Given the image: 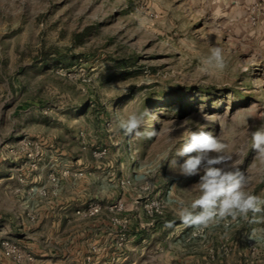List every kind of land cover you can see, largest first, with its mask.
<instances>
[{
	"label": "rangeland",
	"instance_id": "obj_1",
	"mask_svg": "<svg viewBox=\"0 0 264 264\" xmlns=\"http://www.w3.org/2000/svg\"><path fill=\"white\" fill-rule=\"evenodd\" d=\"M212 47L225 69L207 63ZM144 107L160 135L126 136L118 117ZM204 124L264 194L248 135L264 125V0H0V264H63L47 259L79 241L93 256L96 240L117 264H180L162 255L194 245L264 264V223L238 218L189 239L199 230L179 219L199 175L165 158ZM152 200L163 206L149 224Z\"/></svg>",
	"mask_w": 264,
	"mask_h": 264
},
{
	"label": "clouds",
	"instance_id": "obj_2",
	"mask_svg": "<svg viewBox=\"0 0 264 264\" xmlns=\"http://www.w3.org/2000/svg\"><path fill=\"white\" fill-rule=\"evenodd\" d=\"M207 63L223 70L227 67L224 50L212 47ZM201 111L203 107L201 106ZM207 114L204 119L207 120ZM155 115L147 108L118 117V128L126 136L136 140H151L160 135L154 127H145L147 118ZM207 124L191 131L183 147L175 151L174 157L165 158L171 169H178L186 177L199 175V181L191 190L197 195L185 205L180 202L178 216L188 227L203 231L221 222L226 224L238 218L250 219L253 223H264V194L256 195L249 190L250 177L235 162L232 146L220 135L206 131ZM175 129H169V135ZM251 148L261 162H264V125L249 131ZM175 139L174 137H171ZM194 154V155H193ZM176 157H186L178 164ZM163 164V163H162ZM161 164V167H162ZM171 227V223L165 225ZM250 238H252L250 236Z\"/></svg>",
	"mask_w": 264,
	"mask_h": 264
},
{
	"label": "crops",
	"instance_id": "obj_3",
	"mask_svg": "<svg viewBox=\"0 0 264 264\" xmlns=\"http://www.w3.org/2000/svg\"><path fill=\"white\" fill-rule=\"evenodd\" d=\"M95 232L103 234L104 229L102 227H99L95 230ZM139 236V233H136L134 235V237L140 239ZM92 245L98 246V249L94 247L96 251L94 252L93 256H88V253H90V247H87L85 242L79 241L78 243L72 244L69 247V255L63 256L61 258L51 256L47 259V263L60 262L63 264H117L119 258L112 256V254L114 253V248L112 245L103 244L102 242H98L97 240ZM205 247L206 249H204L200 245H194L191 247L190 252H188V249L186 250V252H180L181 250L185 249L183 247L177 246L175 247L174 251L168 250L166 254H163L162 256H166V258L174 257L180 259V264H225L223 263V259L219 254V251L214 250L213 247L217 248L215 245H212L211 247L205 245ZM242 251L245 250H243L242 248ZM73 253H76V255H74ZM186 253L188 254L184 255ZM215 253L217 254V256ZM206 257L207 259L205 260L204 258Z\"/></svg>",
	"mask_w": 264,
	"mask_h": 264
},
{
	"label": "built area",
	"instance_id": "obj_4",
	"mask_svg": "<svg viewBox=\"0 0 264 264\" xmlns=\"http://www.w3.org/2000/svg\"><path fill=\"white\" fill-rule=\"evenodd\" d=\"M128 144H131V141L128 140ZM167 198L168 200H172L171 198V191L167 192ZM163 206L162 205V200H152L151 203L146 204L145 205V209L147 212V215L152 219L151 222L149 224H152L153 219L159 214L161 213L160 207ZM96 211H98V208H92V213H95ZM116 220H118L116 218ZM120 222V220H118ZM248 221H250V219H248ZM251 222V221H250ZM231 223H239V221H235V222H228L227 224L225 223V226H229ZM201 231H195L189 234V239H194L195 237L202 235ZM2 247L5 251V253L7 255H14L15 253L18 252V248L15 244H13V242H11L10 240H4L2 242Z\"/></svg>",
	"mask_w": 264,
	"mask_h": 264
}]
</instances>
